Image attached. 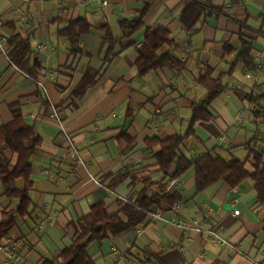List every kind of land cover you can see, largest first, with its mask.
Here are the masks:
<instances>
[{
  "label": "crops",
  "instance_id": "obj_1",
  "mask_svg": "<svg viewBox=\"0 0 264 264\" xmlns=\"http://www.w3.org/2000/svg\"><path fill=\"white\" fill-rule=\"evenodd\" d=\"M103 1L0 0V126L12 120L10 104L18 102L25 121L42 138L31 160L33 204L29 215L17 217V225L1 242L0 264L57 259L73 243L75 222L95 202L104 201L114 213L134 202L145 185L149 197L178 191L180 208L175 204L141 213L136 229L92 243L88 253L97 264H264V203L258 201L255 181L247 179L236 188L219 181L197 193L190 171L179 179L181 187H171V178L160 171L145 143L147 138L187 132L193 102L205 97V87L197 80L212 68L213 77L222 76L225 90L211 103L213 120L198 122L180 153L198 157L211 152L241 161H247L250 150L264 154V98L260 105L248 99L264 95V0H207L221 10L203 17L191 33L180 21L185 0H107V5ZM145 6H149L145 27L110 50L100 28L109 25L119 39V22L138 15ZM79 17L92 30L79 37V50L74 52L60 30ZM147 26L171 31L174 43L158 53L171 52L183 64L181 71L164 67L138 75L135 62ZM18 32L30 35L34 55L43 66L38 80L9 58V38ZM241 38L253 43L255 70L243 63L232 68L242 51ZM225 44L236 50L234 55H224ZM89 68L99 71L97 84L82 98L73 97ZM159 149L157 145L153 150ZM6 154L15 161L9 151ZM246 167L254 170L252 161ZM109 174L127 176L111 188L112 179L104 181ZM6 187L0 182V218L19 203L5 196ZM235 210L240 214L234 215ZM213 231L227 243L215 240Z\"/></svg>",
  "mask_w": 264,
  "mask_h": 264
},
{
  "label": "trees",
  "instance_id": "obj_2",
  "mask_svg": "<svg viewBox=\"0 0 264 264\" xmlns=\"http://www.w3.org/2000/svg\"><path fill=\"white\" fill-rule=\"evenodd\" d=\"M149 6L132 18L119 22L122 37L116 39L109 25L100 28L106 42L111 48L121 40L132 37L140 29L145 27V17ZM220 7H213L207 0H185L180 21L187 32H195L198 23L213 11H220ZM92 25L82 17L72 19L66 28L60 30V35L65 36L72 43L74 52L79 37L90 33ZM242 51L232 64L234 68L238 63H243L249 70H255L252 58L253 43L249 39L241 38ZM174 39L171 31L165 27L147 26L144 41L138 48V59L135 64L138 75H145L150 71L169 67L177 71L183 69V64L171 52L159 54L164 45H172ZM9 58L23 73L34 80H38L43 72V66L34 55L31 47L30 35L24 36L20 32L9 38ZM236 50L229 44L223 48L224 55H234ZM213 69L207 68L198 78V83L205 87V97L193 102L190 126L185 134H175L166 139L158 137L145 140L147 150L151 151L152 158L160 167L164 176L181 179L188 172L195 175L196 192L200 193L219 181L227 183L231 188L240 186L247 179L255 181L258 201L264 203V154L250 150L247 161H252L254 170L247 169V161H241L236 157L228 159L214 156L207 152L198 157H188L180 153L185 140L195 135V126L200 121H211L214 115L210 111L212 101L224 90L222 76L213 77ZM99 71L93 68L87 69L79 83L75 86L72 96L82 98L90 87L98 82ZM264 96V95H263ZM263 96L255 98L250 95L248 99L260 105ZM12 120L0 126V182L6 185L5 196L10 199H19L15 208L4 210L0 218V246L1 242L9 235L11 229L17 225V217L24 218L30 213L33 204L31 190L34 186L32 158L38 153L42 144V138L36 133L33 125L27 123L18 102L10 104ZM128 138L127 134L120 135ZM159 145L160 149L154 151ZM9 151L15 161L8 157ZM126 174L118 176L107 175L104 181L112 179L108 186H117ZM21 185H18V182ZM147 185L139 192L134 202H126L119 211L110 213L104 201L95 202L90 211L75 222V236L70 247L64 248L57 259H45L40 264H97L88 253V247L94 243H102L108 238L120 237L134 229L141 223V213L147 214L164 206L170 208L181 200L178 191L167 192L162 195H147ZM158 261V260H157Z\"/></svg>",
  "mask_w": 264,
  "mask_h": 264
},
{
  "label": "built area",
  "instance_id": "obj_3",
  "mask_svg": "<svg viewBox=\"0 0 264 264\" xmlns=\"http://www.w3.org/2000/svg\"><path fill=\"white\" fill-rule=\"evenodd\" d=\"M103 4L104 5H107L108 4V1L107 0H104L103 1ZM246 77L247 78H249V79H252L253 78V76H252V74L250 73V72H247L246 73ZM39 83H40V85H42V83L39 81ZM250 109L251 110H253L254 109V105L253 104H251L250 105ZM54 116L55 117H58V114H57V112H56V110H54ZM240 121H241V119H240ZM223 139V138H222ZM73 154H78V152L76 151V150H73ZM47 174H48V178H51L52 177V172H49V171H47ZM169 185L171 186V187H181V183H180V180L179 179H174V178H171L170 180H169ZM237 202V199L235 198V199H233V203H236ZM174 208L175 209H178V208H180V205L179 204H176L175 206H174ZM233 214L234 215H239L240 214V212H239V210H235L234 212H233ZM153 216H155V217H157V218H159L160 217V214H158V213H153ZM169 223H171V224H174V225H177V226H179V227H183V228H185V227H187L184 223H182V222H175L174 220H169ZM190 229H194V230H199V228L198 227H192V228H190ZM212 234H213V237H214V239L216 240V239H219V240H221V242L222 243H227V241L225 240V239H223V238H221L218 234H217V232H212ZM7 256L9 257V258H12L13 257V251L12 250H9L8 252H7Z\"/></svg>",
  "mask_w": 264,
  "mask_h": 264
},
{
  "label": "rangeland",
  "instance_id": "obj_4",
  "mask_svg": "<svg viewBox=\"0 0 264 264\" xmlns=\"http://www.w3.org/2000/svg\"><path fill=\"white\" fill-rule=\"evenodd\" d=\"M227 157H228V156H227ZM227 157H226V158H227ZM18 184H19V185H21V182L19 181V183H18Z\"/></svg>",
  "mask_w": 264,
  "mask_h": 264
}]
</instances>
